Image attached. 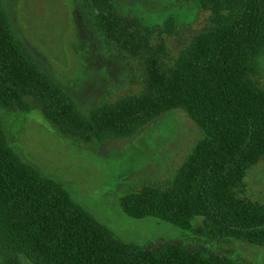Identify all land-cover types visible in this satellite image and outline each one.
I'll return each mask as SVG.
<instances>
[{"label":"trees","instance_id":"16d2710c","mask_svg":"<svg viewBox=\"0 0 264 264\" xmlns=\"http://www.w3.org/2000/svg\"><path fill=\"white\" fill-rule=\"evenodd\" d=\"M81 1L109 38L127 30L148 40L138 20L121 25L115 0ZM185 1L219 17L180 50L171 70L150 74L147 92L82 110L21 46L0 0V109L27 111L30 96L61 133L86 142L129 137L162 113L185 110L203 137L170 185L129 191L121 209L185 229L199 216L202 233L264 246V203L241 194L245 169L264 153V87L250 76L264 52V0ZM22 257L32 264H236L199 243L117 239L60 182L21 160L0 123V264H22Z\"/></svg>","mask_w":264,"mask_h":264},{"label":"rangeland","instance_id":"374dc122","mask_svg":"<svg viewBox=\"0 0 264 264\" xmlns=\"http://www.w3.org/2000/svg\"><path fill=\"white\" fill-rule=\"evenodd\" d=\"M81 0H2L10 26L24 50L59 83L82 110L147 92L152 72H168L180 50L219 17L211 8L185 0H115L121 25L138 20L148 40L123 30L109 38ZM167 19H171L169 24ZM251 78L264 87V52ZM27 111L0 109L6 140L24 162L60 182L71 199L125 243L175 238L218 249L236 264H264V246L199 230L156 217L132 218L120 197L144 186L167 187L203 131L185 110L174 108L125 138L86 142L61 133L30 96ZM243 196L264 203V153L242 178ZM22 264H32L22 257Z\"/></svg>","mask_w":264,"mask_h":264}]
</instances>
